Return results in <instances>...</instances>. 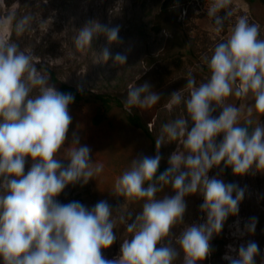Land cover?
I'll return each mask as SVG.
<instances>
[{"label":"clouds","instance_id":"9594fccd","mask_svg":"<svg viewBox=\"0 0 264 264\" xmlns=\"http://www.w3.org/2000/svg\"><path fill=\"white\" fill-rule=\"evenodd\" d=\"M48 2L37 0L39 12L21 14V4L14 0L0 16V264H203L213 252L212 239L222 233L230 216H238L247 191L225 183L218 178L220 172L231 168L236 176L264 174L260 24L237 15L233 0H210L206 14L212 30L226 35L210 56L201 57L209 74L198 83L189 72L183 87L169 95V107L183 105L184 114L162 124L154 156L131 159L116 178L111 193L124 203L114 215L105 200L91 207L58 200L69 186H86L104 166L92 159L91 147L81 143L78 132L69 138V106L75 96L51 83L47 66L54 59H41L32 48L21 46L26 35L42 33L40 43L52 28L55 13L44 17L41 7ZM120 28L89 20L77 30L74 47L91 50L100 35L109 46L122 45ZM128 51L113 54L105 47L100 59L124 66ZM152 89L148 82L129 87L125 109L156 105L161 94ZM77 90L83 92L81 86ZM230 97L247 102L243 113L241 107L226 103ZM217 109L219 115H214ZM170 143L179 147L158 174L160 149ZM214 168L220 171L210 176ZM168 188L174 195H158ZM190 195L203 198V223L185 224V198ZM129 204H139V212L124 211ZM257 222L251 217L241 227L237 220L232 235L241 240L254 235ZM118 223L126 235L118 255L109 259L103 253L117 240ZM226 247L222 258L229 264H256L260 255L251 239Z\"/></svg>","mask_w":264,"mask_h":264},{"label":"rangeland","instance_id":"374dc122","mask_svg":"<svg viewBox=\"0 0 264 264\" xmlns=\"http://www.w3.org/2000/svg\"><path fill=\"white\" fill-rule=\"evenodd\" d=\"M14 0H0V16L10 7ZM21 14L37 13V0H19ZM162 0H49L42 5L43 16L55 13L54 24L45 34L40 43L42 33L26 35L22 47H30L37 57H51L54 62L47 66L55 77L78 91L82 98L69 106L72 124L69 128V138L73 131L78 132L81 143L91 147L92 159L103 164V171L81 188L69 186L58 197L61 203L79 201L89 207L98 201H107L115 215L122 197L111 193L116 178L130 166L131 159L139 155L154 156L156 152L155 139L160 134L161 126L184 114L183 105L169 107V95L179 90L185 84L187 74L191 72L197 82L208 76L207 66L201 57L211 55V49L221 37L213 32L212 22L207 18L206 9L210 0H189L176 21L164 24L158 33H154ZM28 6L25 7L24 5ZM237 15H247L250 22L261 26V37L264 38V4L259 0H233ZM89 20L98 21L101 25L112 27L120 25L119 36L122 45H108L104 35L94 38L92 49L77 51L74 39L77 30ZM110 47L113 54L128 51L124 66H113L109 60L104 63L100 57L102 50ZM41 65H37L39 69ZM144 82L152 85L153 91L161 94L160 101L149 109L134 108L128 111L124 107L129 87L139 86ZM186 95V93H185ZM100 97L110 102V109L102 111ZM226 103L242 108L247 103L239 98L230 97ZM217 109L214 115H219ZM137 115L140 123L152 135L154 143L151 146L142 130L132 126L127 117ZM264 121V117H260ZM243 123V115L241 119ZM191 127V125H189ZM222 137H218L221 139ZM179 147L178 144H165L160 149L161 166H168L169 155ZM31 166L26 164L25 172ZM231 170V168H230ZM220 170L212 169L210 176ZM231 174L235 184L246 187L245 198L239 205V214L230 216L222 233L212 240L223 241L222 255L219 258H207L203 264H229L222 257L227 251V245L238 246L249 239L254 240L260 249L256 264L264 261V174L236 176ZM218 178L225 183L223 173ZM158 195H174L171 188ZM187 211L185 224L203 223V214L199 206L203 203L200 195H190L185 198ZM139 204H129L124 211L139 212ZM251 217L257 218L255 234L245 236L242 240L234 237V224L240 221V226ZM134 219V217H133ZM180 229H176L179 231ZM117 240L111 248L104 250V255L111 259L118 255L121 240L125 238V228L117 224Z\"/></svg>","mask_w":264,"mask_h":264},{"label":"trees","instance_id":"16d2710c","mask_svg":"<svg viewBox=\"0 0 264 264\" xmlns=\"http://www.w3.org/2000/svg\"><path fill=\"white\" fill-rule=\"evenodd\" d=\"M262 4H264V0H259ZM189 2V0H162L161 4H160V8H159V12L157 14V25L152 28L154 33H158L161 29L162 26L168 22H170V20L176 21L177 17L181 14V11H183L185 5ZM51 74V83H53L55 85V87L57 88V90L61 91V92H65V93H72L75 96V100L74 101H78L82 98L81 94L72 86H69L61 81H59L56 77L55 74L52 71H49ZM100 101L102 104V111H107L108 109H110V102L108 100H106L103 97H100ZM128 122L142 130V132L144 133L145 137L148 139V141L150 142L151 146H153L154 140L152 135L147 131V129L140 123L139 118L137 117V115H131L127 117ZM168 166H159V170H158V174L159 172H163ZM222 167V166H221ZM223 176L225 178L226 183H234L232 174H231V170L230 168L224 169L222 171ZM212 244V248H213V252L212 254L209 256V258H219L222 255V247L224 246V242L220 241L218 244L217 242H215L214 240L211 241Z\"/></svg>","mask_w":264,"mask_h":264}]
</instances>
